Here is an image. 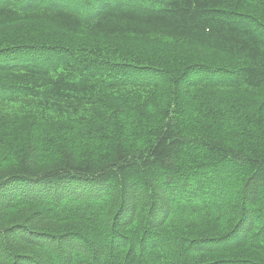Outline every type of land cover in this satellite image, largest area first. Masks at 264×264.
I'll return each instance as SVG.
<instances>
[{"label": "trees", "instance_id": "obj_1", "mask_svg": "<svg viewBox=\"0 0 264 264\" xmlns=\"http://www.w3.org/2000/svg\"><path fill=\"white\" fill-rule=\"evenodd\" d=\"M0 264H264V0H0Z\"/></svg>", "mask_w": 264, "mask_h": 264}, {"label": "rangeland", "instance_id": "obj_2", "mask_svg": "<svg viewBox=\"0 0 264 264\" xmlns=\"http://www.w3.org/2000/svg\"><path fill=\"white\" fill-rule=\"evenodd\" d=\"M49 146V145H48ZM193 180V179H192Z\"/></svg>", "mask_w": 264, "mask_h": 264}]
</instances>
